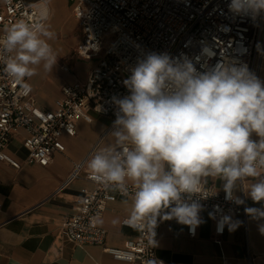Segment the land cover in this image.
Here are the masks:
<instances>
[{
  "label": "clouds",
  "instance_id": "clouds-1",
  "mask_svg": "<svg viewBox=\"0 0 264 264\" xmlns=\"http://www.w3.org/2000/svg\"><path fill=\"white\" fill-rule=\"evenodd\" d=\"M228 8L256 18L264 14V0H230ZM44 20H19L0 39V62L14 82L24 83L40 66L50 73L57 63L49 42L54 33ZM214 56L207 44L197 56H138L123 81L128 94L112 98L117 111L109 140L87 161L96 183L128 195L131 182L128 219L151 236L153 247L158 219H175L190 230L201 224L200 199L206 197L199 193L209 177L223 181L227 201L243 204L234 191L248 182L247 195L264 202V81L246 63L225 58L210 64ZM245 212L264 219V207ZM236 223L225 215L217 230L227 225L232 231ZM259 231L264 234V224Z\"/></svg>",
  "mask_w": 264,
  "mask_h": 264
},
{
  "label": "built area",
  "instance_id": "built-area-1",
  "mask_svg": "<svg viewBox=\"0 0 264 264\" xmlns=\"http://www.w3.org/2000/svg\"><path fill=\"white\" fill-rule=\"evenodd\" d=\"M81 29L78 54L95 57L102 54L84 84L74 83L63 88V98L54 110L38 106L31 84L14 82L0 62V163L20 168L21 162L8 148L14 136L25 131L22 146L26 150L24 162L47 166L56 152H64L63 137H73L79 120L90 122L89 111L116 119L113 97L128 94L123 81L130 75L129 67L138 56L148 51L167 52L173 57L181 54L197 56L204 44L210 45L215 56L209 60L229 59L246 63L250 71L264 81V14L256 18L233 15L228 8L230 0H69ZM47 0L26 3L24 0H0V39L5 30L19 20L33 23L39 18L48 19ZM115 31L111 44L104 47L105 34ZM199 68V64L197 65ZM65 71L69 70L64 66ZM259 140V137L253 138ZM85 161L77 163L61 184L59 190L68 188L84 176L92 183L83 187L76 201L75 212L66 217L62 229L67 238L77 245H97L113 259L129 264H187L166 263L157 258V240L162 219L155 228L156 245L151 236L138 230L128 218L122 226L130 227L137 234L120 247L107 245V230L99 219L111 202L131 197L135 188L129 182V194H122L114 186H105L90 179L84 171ZM238 190V191H237ZM246 184L238 185L234 195L244 201L236 204L225 200L221 186L207 182L199 195L204 210L213 215L214 239H220L226 230L218 231V222L225 215L247 217ZM197 199L199 197H193ZM163 215V213H162ZM201 216V213H200ZM198 226L187 234L195 236ZM250 257V256H249Z\"/></svg>",
  "mask_w": 264,
  "mask_h": 264
},
{
  "label": "crops",
  "instance_id": "crops-1",
  "mask_svg": "<svg viewBox=\"0 0 264 264\" xmlns=\"http://www.w3.org/2000/svg\"><path fill=\"white\" fill-rule=\"evenodd\" d=\"M24 1L30 4L36 0ZM47 5L49 15L45 23L54 33L49 42L59 58L50 73L40 66L36 75L26 79L38 106L54 110L64 96L63 88L84 84L102 54L89 58L78 54L81 34L69 0H47ZM73 51L77 56L71 55ZM64 66L69 70L65 71ZM89 115L90 122H77L75 136L63 137L65 151L56 152L47 166L25 163L27 152L22 143L27 133L22 130L14 136L8 152L22 166L14 168L0 163V264H129L113 259L100 246L73 243L62 229L63 220L75 212L80 190L91 188L92 183L81 176L68 188H59L77 163L85 161L84 171L88 170L87 161L106 146L109 140L106 133L115 120L95 111H89ZM257 137L253 133L252 139ZM207 182L223 184L211 177ZM245 184L247 189L248 182ZM245 196L248 207H264V202H254L246 190ZM130 207L131 197L119 198L108 205L99 219L108 232L107 245L123 246L137 234L135 229L122 226V220L129 217ZM209 213L201 212L202 222L195 236H189L187 226L175 219L162 220L157 258L166 263L264 264V234L259 231L264 219L232 214V221L237 222L234 230L229 231L226 225L224 235L215 240L214 220Z\"/></svg>",
  "mask_w": 264,
  "mask_h": 264
},
{
  "label": "rangeland",
  "instance_id": "rangeland-1",
  "mask_svg": "<svg viewBox=\"0 0 264 264\" xmlns=\"http://www.w3.org/2000/svg\"><path fill=\"white\" fill-rule=\"evenodd\" d=\"M77 29H78V32L81 34V30H80V28L78 27ZM114 37H115V31H114V30H109V31L105 34V39H104V42H103L104 47H107L109 44H111L112 41H113V39H114ZM71 55H72V56H73V55L77 56L75 51H73Z\"/></svg>",
  "mask_w": 264,
  "mask_h": 264
}]
</instances>
